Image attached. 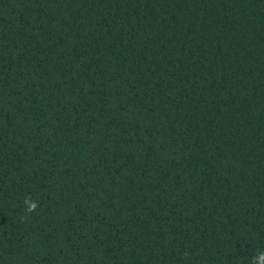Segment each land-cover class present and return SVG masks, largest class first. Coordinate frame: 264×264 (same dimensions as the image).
Here are the masks:
<instances>
[{
  "label": "trees",
  "instance_id": "1",
  "mask_svg": "<svg viewBox=\"0 0 264 264\" xmlns=\"http://www.w3.org/2000/svg\"><path fill=\"white\" fill-rule=\"evenodd\" d=\"M261 253L264 0H0V264Z\"/></svg>",
  "mask_w": 264,
  "mask_h": 264
},
{
  "label": "clouds",
  "instance_id": "2",
  "mask_svg": "<svg viewBox=\"0 0 264 264\" xmlns=\"http://www.w3.org/2000/svg\"><path fill=\"white\" fill-rule=\"evenodd\" d=\"M24 204L27 213L35 212L38 207V201L32 199L30 196L25 197ZM255 264H264V253L255 258Z\"/></svg>",
  "mask_w": 264,
  "mask_h": 264
}]
</instances>
